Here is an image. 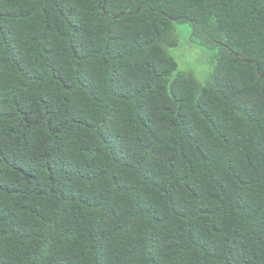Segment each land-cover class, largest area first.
<instances>
[{"label": "trees", "instance_id": "16d2710c", "mask_svg": "<svg viewBox=\"0 0 264 264\" xmlns=\"http://www.w3.org/2000/svg\"><path fill=\"white\" fill-rule=\"evenodd\" d=\"M260 73L264 0H0V264H264Z\"/></svg>", "mask_w": 264, "mask_h": 264}, {"label": "rangeland", "instance_id": "374dc122", "mask_svg": "<svg viewBox=\"0 0 264 264\" xmlns=\"http://www.w3.org/2000/svg\"><path fill=\"white\" fill-rule=\"evenodd\" d=\"M179 45L172 49L179 70H191L201 81L213 71L214 54L192 41V26L189 22L177 23Z\"/></svg>", "mask_w": 264, "mask_h": 264}, {"label": "water", "instance_id": "95a60500", "mask_svg": "<svg viewBox=\"0 0 264 264\" xmlns=\"http://www.w3.org/2000/svg\"><path fill=\"white\" fill-rule=\"evenodd\" d=\"M103 9L105 10V7H103ZM117 16H113V18H116ZM241 60L242 61H248L246 58H244V57H241ZM258 71L260 72V68L258 69ZM260 75L262 76V77H264V74L263 73H260Z\"/></svg>", "mask_w": 264, "mask_h": 264}]
</instances>
